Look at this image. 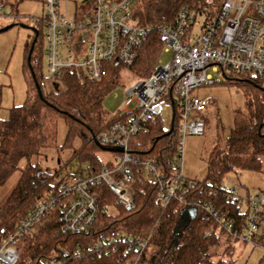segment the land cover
I'll list each match as a JSON object with an SVG mask.
<instances>
[{
	"label": "built area",
	"instance_id": "1",
	"mask_svg": "<svg viewBox=\"0 0 264 264\" xmlns=\"http://www.w3.org/2000/svg\"><path fill=\"white\" fill-rule=\"evenodd\" d=\"M73 1L72 18L64 15L60 0H42V15L33 16L43 28L46 77L53 78V82H60L65 69L95 81L107 75L111 67H129L153 32L162 42V50L171 52L170 57L164 63L157 58L147 75L126 90L131 97L125 104L135 100L134 104L124 108L121 117L98 136L101 146L117 148L106 149L113 151L112 156L97 170L66 175L54 192L36 202L12 230L0 237V264H18L19 241L54 210L58 213L59 232L89 233L99 214L109 212V205L98 198L100 184L112 193L114 205L133 210L137 176L157 184L155 200L162 208L176 199L184 209H203L227 233L258 244L264 251V245L256 241L264 237V190L240 196L234 186L203 183L186 177L182 171L184 138L204 133L205 121L198 114L210 104V98L191 92L218 82L207 73L208 66L223 77L256 75L264 91V0H197L192 6L180 5L172 21L145 25L138 24L134 17L136 0ZM168 104L172 107L171 123L176 115L172 157L161 163L152 157L137 159L130 146L132 137L149 132L150 124L162 119ZM261 132L264 135V122ZM217 192L234 201L238 213L244 215L240 233L232 229L234 219L229 211H219L212 202ZM149 240L150 235L100 232L83 248L62 247L39 258L36 264H81L83 259L114 253L123 259L121 264H136L148 249Z\"/></svg>",
	"mask_w": 264,
	"mask_h": 264
},
{
	"label": "trees",
	"instance_id": "2",
	"mask_svg": "<svg viewBox=\"0 0 264 264\" xmlns=\"http://www.w3.org/2000/svg\"><path fill=\"white\" fill-rule=\"evenodd\" d=\"M4 2L8 0H0V3ZM196 2L136 0L133 6L134 17L142 25L172 21L180 5L192 6ZM39 26L38 29L33 28L32 38L25 48L28 68L26 99L22 104L10 107L7 118H0V185L17 168L19 160H27L15 186L0 205V237L12 230L36 202L54 192L58 183L66 177H56V173L41 169L38 163L29 162V158L39 154L43 148L58 146V119L63 118L68 126L60 146L72 147L73 154L87 162L80 169L81 172L97 170L102 165L96 154V150L101 149L98 136L121 117L120 113L112 116L107 114L102 105L105 94L116 85L123 68L139 77L146 76L162 50V42L153 32L131 66L111 67L107 75L95 81L78 76L72 69H65L60 75V82H53L54 88L46 90L43 82L45 77L41 71L44 33ZM224 80L241 88L245 103L243 107L233 110L228 134L224 138L219 136L213 145L205 176L199 179L203 183L219 184L224 173L230 170L259 171L261 157L264 156V135L261 132L264 122V91L258 77L252 74H226ZM36 84L39 85L40 95ZM175 125L176 115L169 126L158 118L150 124L149 132L134 135L130 145L134 156L137 159L152 157L158 163L170 159L176 146ZM75 136L81 142L73 147ZM140 177L137 176L134 183L135 208L126 211L117 207L116 213L99 214L87 234L59 232L57 210L42 218L32 232L19 241L18 264H36L39 258L62 247L69 250L83 248L98 233L114 231L150 235L148 249L140 255L136 264H233L232 239H237L235 235L227 233L203 209H198L180 226L182 205L172 199L162 208L155 200L157 184L140 180ZM97 189L102 204L109 207L114 205L112 193L105 186L100 184ZM211 200L219 211H229L228 215L234 219L232 229L240 233L244 215L238 213L236 203L228 200L222 192H217ZM256 241L264 245V237ZM122 260L114 253L95 259L86 258L81 264H121ZM256 264H264V251Z\"/></svg>",
	"mask_w": 264,
	"mask_h": 264
},
{
	"label": "rangeland",
	"instance_id": "3",
	"mask_svg": "<svg viewBox=\"0 0 264 264\" xmlns=\"http://www.w3.org/2000/svg\"><path fill=\"white\" fill-rule=\"evenodd\" d=\"M1 4V3H0ZM60 6L67 18H72L75 10L73 0H60ZM13 11H12V10ZM16 15H14V13ZM42 15V0H8L2 3L0 11V118L9 116V108L13 105L22 104L27 96L28 68L26 66V43L30 42L33 28L38 29V24L33 16ZM42 28L39 26V29ZM43 29V28H42ZM43 38V37H42ZM45 40H43L41 55V71L45 77L44 88H54V79L46 77L45 71ZM170 51L161 50L158 58L161 63L168 61ZM62 57H66V48L61 50ZM150 69V68H149ZM149 71V70H148ZM218 82L211 85H202L192 90V95H201L210 98V104L198 115L205 121V129L202 135H186L183 141L182 171L186 177L202 179L207 171V160L210 151L221 136L224 138L232 124V113L237 107H243L244 96L241 88L224 80L220 71L206 68ZM148 73V72H147ZM147 75V74H146ZM140 77L134 75L129 69L123 68L119 73L116 85H114L104 96L102 105L109 116L119 114L124 108L130 109L135 100L132 98L130 105L125 104L131 97L126 90ZM172 116V107L168 104L163 111L162 119L166 126H169ZM68 126L63 118L57 121V147L43 148L39 154L29 158V162L38 163L40 168L56 173V177H62L70 173H79L80 169L87 165L86 161L80 160L73 154L72 147H61L64 142ZM81 142L78 136L72 140L73 147ZM101 161L111 157L113 151L106 149L96 150ZM26 158L19 160L17 168L11 173L8 179L0 185V205L4 203L12 188L15 186L21 169L26 165ZM221 184L227 187L234 186L240 196L246 193L255 194L258 190H264V156L261 157V169H236L230 170L221 178ZM245 208V202L242 203ZM117 206L109 207L110 213L117 212ZM184 207L181 209V214ZM179 224H184L180 216ZM234 252L232 255L233 264H256L262 256L263 248L251 241L232 239ZM150 251V250H148Z\"/></svg>",
	"mask_w": 264,
	"mask_h": 264
},
{
	"label": "water",
	"instance_id": "4",
	"mask_svg": "<svg viewBox=\"0 0 264 264\" xmlns=\"http://www.w3.org/2000/svg\"><path fill=\"white\" fill-rule=\"evenodd\" d=\"M10 25H8V26H5V27H3V28H1L0 30H4V29H6L7 27H9ZM33 31H34V29H33ZM36 88H37V90H38V93H39V95L41 94L40 93V88H39V85L38 84H36ZM100 147L101 148H103V149H110V150H116L117 148H106V147H104V146H101L100 145ZM188 209V208H187ZM191 213H190V215H188V216H186V218H184V223H186L194 214H195V212H196V210H195V208H190V210H189ZM182 218L184 217V209H183V212H182V214L180 215Z\"/></svg>",
	"mask_w": 264,
	"mask_h": 264
},
{
	"label": "crops",
	"instance_id": "5",
	"mask_svg": "<svg viewBox=\"0 0 264 264\" xmlns=\"http://www.w3.org/2000/svg\"><path fill=\"white\" fill-rule=\"evenodd\" d=\"M189 210H190V208L184 209V217H183V219L186 218V216L190 215L191 212Z\"/></svg>",
	"mask_w": 264,
	"mask_h": 264
}]
</instances>
